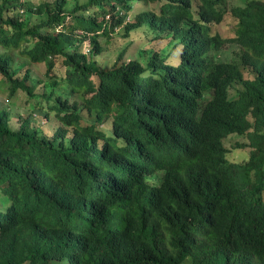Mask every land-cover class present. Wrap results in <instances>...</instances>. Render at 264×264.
<instances>
[{
    "label": "trees",
    "instance_id": "trees-1",
    "mask_svg": "<svg viewBox=\"0 0 264 264\" xmlns=\"http://www.w3.org/2000/svg\"><path fill=\"white\" fill-rule=\"evenodd\" d=\"M0 48V264H264V1L0 0Z\"/></svg>",
    "mask_w": 264,
    "mask_h": 264
},
{
    "label": "rangeland",
    "instance_id": "rangeland-1",
    "mask_svg": "<svg viewBox=\"0 0 264 264\" xmlns=\"http://www.w3.org/2000/svg\"><path fill=\"white\" fill-rule=\"evenodd\" d=\"M30 1L36 4L41 0H30ZM76 1L78 3H83L86 0H76ZM225 1H226L228 8H230L233 5L243 4L245 0H225ZM261 1H264V0H261ZM74 2L75 0H69L70 7L73 6ZM154 5L155 4L151 3L150 7L155 10H158V4H156V6ZM137 7L139 9H142L146 7V5L137 4ZM90 11L91 10H89V12ZM233 25H234V21L229 16L224 15L222 21L219 23V25H217V27L222 34L229 35V33L233 31ZM129 39L130 38L122 37L119 34L111 35L110 39H108L105 45V48L103 49L101 57L99 58L101 60V63H103L107 67L111 66V64H113V62L117 58L118 49L121 47L125 48V53L123 57L124 60H128L130 56L136 57L139 59H145L146 58L145 53H141V55H138V50L141 49V48L138 49L139 44L146 46L145 49H150L151 47L158 48L160 46H163L167 42L164 39L154 38L152 37V35L146 38L143 37L140 40V42L130 41ZM147 41H149L148 44H146ZM0 51H2L1 48H0ZM170 51H171V54L168 58V62L176 64L178 62L177 58H179L178 48H174V49L171 48ZM11 54L13 57V61L15 62L20 61L22 63L23 65L22 71H24L25 69H29L33 79H37L43 76L45 67L42 63H33L30 65H27L28 60L25 57L19 55L18 53H14V51H12ZM244 75L245 77H248V78L253 77V73L251 71H246ZM34 89L38 91L40 89V86L37 85ZM230 95H231V91H230ZM6 97H7L6 90L2 88L0 90V105L5 106L8 109H10L12 113H17V114L32 113L29 111L28 108H26L28 102H27V96L24 91L18 90L13 97L9 98V101H13V105H9V103L7 105L4 104L6 103ZM17 114L16 115L14 114V115L17 116ZM49 117L51 121L47 122L45 125L49 129H54L57 126V122L54 120L52 114ZM38 119L39 117L36 120ZM223 143L226 146V148L229 149L228 157L230 160L240 162L248 158L250 148L248 146H244V147L242 146L240 148L237 147V143H242V144L248 143V139L245 137V135L240 136V135L230 134L223 139Z\"/></svg>",
    "mask_w": 264,
    "mask_h": 264
},
{
    "label": "clouds",
    "instance_id": "clouds-1",
    "mask_svg": "<svg viewBox=\"0 0 264 264\" xmlns=\"http://www.w3.org/2000/svg\"><path fill=\"white\" fill-rule=\"evenodd\" d=\"M140 47L141 48H144L145 49V47L146 46H144V45H140ZM171 48H178V54H179V57H180V53H181V49H182V46L181 45H176V46H168L167 45V43H165L163 46H160V47H158V48H154V47H152V50H153V52H155V51H161L162 49H165L166 50V52H167V59H166V62L167 63H170V62H168V58H169V56H170V54H171ZM155 50V51H154ZM178 59V62L176 63V64H178L179 63V58H177ZM127 61V60H126ZM170 64H173V63H170ZM176 64H173V65H176Z\"/></svg>",
    "mask_w": 264,
    "mask_h": 264
}]
</instances>
